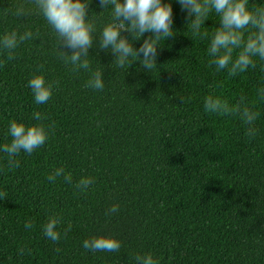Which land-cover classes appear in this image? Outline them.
Returning a JSON list of instances; mask_svg holds the SVG:
<instances>
[{
    "label": "trees",
    "instance_id": "1",
    "mask_svg": "<svg viewBox=\"0 0 264 264\" xmlns=\"http://www.w3.org/2000/svg\"><path fill=\"white\" fill-rule=\"evenodd\" d=\"M162 3H171L174 36L158 47L156 69L146 72L139 60L119 68L110 50L98 48L112 6L91 0L90 71L73 72L57 54L71 49L58 44L34 0H0V38L33 33L15 59L0 49V148L11 142L12 120L43 124L48 132L42 147L15 157L14 169L0 151V194L6 193L0 195V264H136V255L148 253L158 264H264V100L257 94L264 61L253 57L256 67L236 76L217 70L208 48L219 15L206 17L201 32L208 37H193L177 0ZM21 6L25 14L17 16ZM248 7H264V0H248ZM121 35L139 48L151 34ZM95 70L102 71L103 90L85 87ZM33 75L54 85L45 104L35 103L28 87ZM208 95L230 106L244 96L259 113L256 135L248 137L236 115L206 112ZM35 112L44 119H34ZM57 168L72 182L63 176L49 182ZM82 177L95 181L85 192L75 187ZM113 205L118 212L106 215ZM51 216L61 221L59 242L43 234ZM29 220L33 227L26 229ZM101 235L119 240V251L82 247Z\"/></svg>",
    "mask_w": 264,
    "mask_h": 264
},
{
    "label": "clouds",
    "instance_id": "2",
    "mask_svg": "<svg viewBox=\"0 0 264 264\" xmlns=\"http://www.w3.org/2000/svg\"><path fill=\"white\" fill-rule=\"evenodd\" d=\"M91 2L85 0H34L39 12L47 20L65 48L71 49V54L58 50V56L65 64L72 66L73 72L80 69L90 71L88 51L93 47L92 33L95 25L88 20V5ZM182 11L187 12V27L190 28L193 37H208L207 32H201V28L209 13L214 11L219 15V27L210 37L209 55L213 58L209 61L217 70L227 69L229 76H236L245 72L249 67L255 68L253 57H259L264 61V7L249 9L248 0H177ZM102 9L111 7L112 22L103 26L100 33V50H110L117 67L127 69L134 61L139 60L142 68L150 72L157 68L156 57L158 47L162 42L174 36L172 28L173 15L171 3H162V0H99ZM24 15L23 7H19L15 13ZM252 29L245 39L244 30ZM121 32L131 34L132 40H139L145 33L151 35L144 39L139 48H133L132 43ZM33 38L31 31L18 34L16 31L5 32L0 38V49H3L8 60L15 59L14 52L20 43ZM239 50L236 52V50ZM236 52L235 59L233 54ZM142 55V59H140ZM134 58V59H130ZM34 101L37 104H45L52 96L53 83H47L42 75H33L28 81ZM85 87L94 90H103L104 81L102 71H91L90 78ZM260 100H264V87L257 89ZM245 97H240V102L230 106L219 96L208 95L204 99V109L208 113L232 114L239 117L243 124L247 125L246 135L254 137L256 129L253 127L259 113L245 103ZM183 102V98H181ZM34 119L43 120L39 112H35ZM54 127V125H51ZM9 134L11 142L4 144L0 151L7 155L10 168L19 167V161L15 157L21 152L29 155L42 147L48 139V132L43 124L25 126L15 120L10 121ZM60 176L66 183L72 182L71 174H65L63 168H57L47 176L51 183H55ZM92 177H82L75 187L85 192L94 183ZM6 198L5 194H0ZM118 205H113L106 212L113 214L118 212ZM60 219L51 216L43 225L44 236L59 242L61 233L57 231ZM26 229L33 227L32 222L26 221ZM70 225L64 231V235L70 230ZM82 247L91 251L115 252L121 248L119 240L106 236H93L83 241ZM60 249L57 248V252ZM24 249L19 250L20 255ZM136 264H158L153 256L148 253L136 255Z\"/></svg>",
    "mask_w": 264,
    "mask_h": 264
}]
</instances>
